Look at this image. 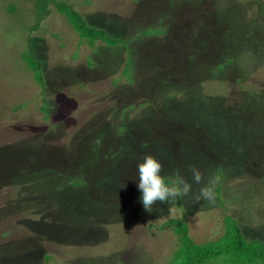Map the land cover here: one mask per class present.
Masks as SVG:
<instances>
[{"label": "rangeland", "instance_id": "rangeland-1", "mask_svg": "<svg viewBox=\"0 0 264 264\" xmlns=\"http://www.w3.org/2000/svg\"><path fill=\"white\" fill-rule=\"evenodd\" d=\"M146 154L190 194L145 210ZM215 175V205L197 201ZM171 219L198 245L232 223L264 242V0H0V264H169Z\"/></svg>", "mask_w": 264, "mask_h": 264}, {"label": "trees", "instance_id": "trees-1", "mask_svg": "<svg viewBox=\"0 0 264 264\" xmlns=\"http://www.w3.org/2000/svg\"><path fill=\"white\" fill-rule=\"evenodd\" d=\"M48 0H37L38 4L47 3ZM46 8H43L44 12ZM42 10V11H43ZM63 10H66L67 13V18L68 20L74 25V28L78 31V33L81 36L86 37V35L90 34L93 30H89L84 26V21L82 18L77 15L75 12L70 11L68 8H60V12ZM147 35L151 36H158V35H163L164 31L162 30H148L145 32ZM92 38L90 39V43H94L96 39H100L104 41L105 43L109 44L110 46H116V45H121L123 42L114 39L111 37H108V35L105 32L101 31H93L91 34ZM125 44V43H123ZM126 46V44H125ZM127 47V46H126ZM27 65L29 67L37 72V76L40 80V82L43 83L42 81V76L39 72V63L36 61L32 60L30 57H27L26 59ZM234 62L232 58L225 59L224 63L216 68V70L222 72L225 70L226 65H231ZM130 63H128L125 73L127 79L131 78V67ZM132 82V78H131ZM18 109V108H17ZM178 109V108H177ZM42 111H44V107L42 108ZM180 113V114H178ZM177 114L179 116V122L182 123V121L187 122L183 126L190 127L193 129L192 126H196V124H199L196 122L194 117L191 118L187 114L188 120H184L185 114H182L181 111H179ZM46 114V113H45ZM189 124V126L187 125ZM191 124V125H190ZM189 128V129H190ZM143 145V144H142ZM146 148H149L150 146L154 147L156 146L159 149V154L162 156H165L162 151V147H160V144L158 142H151V145H145ZM62 179V178H61ZM166 181L170 180L171 178H165ZM74 185L77 187H83L86 186V184L83 181H74ZM27 183H23V186L25 187ZM74 186V187H75ZM22 196L25 194L21 193ZM18 198V203L20 204H26V200L24 197H20L18 194H16ZM20 198V200H19ZM86 206V205H85ZM87 208L89 205L86 206ZM92 207H95L92 205ZM21 211L24 212V209L21 207ZM30 211V210H29ZM41 211V210H40ZM27 212V211H26ZM28 217H25V221L27 222H33L30 221V219H27ZM170 229L173 231L180 239V246L174 253L171 261L169 264H264V242H259V241H247L243 235L241 229L232 223L229 225L228 229L225 231L224 235L217 241L213 243H207L203 245H198L196 244L189 236V229L187 226V222L185 219L182 220H177V219H171L168 222L164 223L162 225L161 229ZM36 230L35 228H33ZM38 231V230H36ZM40 233V232H39ZM64 241V240H62ZM65 242V241H64ZM115 258H119L118 256H115L113 258H110L113 260V264H117V261H115ZM50 257H46V260H49ZM109 259V260H110ZM109 260L101 261V264H108ZM81 260L78 261L80 264ZM81 263H86V261L81 262ZM119 264V262H118Z\"/></svg>", "mask_w": 264, "mask_h": 264}, {"label": "clouds", "instance_id": "clouds-1", "mask_svg": "<svg viewBox=\"0 0 264 264\" xmlns=\"http://www.w3.org/2000/svg\"><path fill=\"white\" fill-rule=\"evenodd\" d=\"M163 165L154 155L146 154L142 162L137 165L138 172V189L141 191V201L144 209L152 211L153 205L159 203H168L177 201L179 198L187 196L191 192L192 185L185 177L177 173L170 180L165 179L161 174ZM193 180L200 184L203 181V175L199 168L193 166L191 168ZM220 182L218 175L213 176L204 184L199 194L196 196L197 201L203 199L210 205L216 203V186ZM170 213L174 212V208L170 207Z\"/></svg>", "mask_w": 264, "mask_h": 264}]
</instances>
